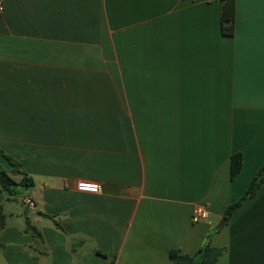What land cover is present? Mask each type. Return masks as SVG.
<instances>
[{
  "label": "crops",
  "instance_id": "0c3cea01",
  "mask_svg": "<svg viewBox=\"0 0 264 264\" xmlns=\"http://www.w3.org/2000/svg\"><path fill=\"white\" fill-rule=\"evenodd\" d=\"M0 1V149L35 181L0 189V264H264V185L217 229L264 166V0L232 37L221 0Z\"/></svg>",
  "mask_w": 264,
  "mask_h": 264
},
{
  "label": "trees",
  "instance_id": "16d2710c",
  "mask_svg": "<svg viewBox=\"0 0 264 264\" xmlns=\"http://www.w3.org/2000/svg\"><path fill=\"white\" fill-rule=\"evenodd\" d=\"M223 2V11L221 19V30L223 35L232 37L236 29V0H221ZM0 156L5 158L11 169H6L0 165V189L12 199L19 198L23 191L34 188L35 181L32 176L21 169V163L0 149ZM243 167V155L234 154L231 158V179L234 180L241 172ZM19 176L17 180L15 177ZM264 185V166L257 172L252 179L249 188L245 194L234 204L230 205L224 218L229 221L234 212L241 207L248 199L254 198L261 187ZM52 218V217H51ZM56 226L62 230V227L56 223ZM6 227V215L0 211V249L3 248L1 233ZM25 232L36 234L41 233L31 225L29 219H26ZM225 249L211 246L210 242L203 245L195 255L182 254L179 250H172L169 254L173 264H217Z\"/></svg>",
  "mask_w": 264,
  "mask_h": 264
},
{
  "label": "built area",
  "instance_id": "2783aa9c",
  "mask_svg": "<svg viewBox=\"0 0 264 264\" xmlns=\"http://www.w3.org/2000/svg\"><path fill=\"white\" fill-rule=\"evenodd\" d=\"M4 10V5L0 1V11ZM77 190L84 193H91L97 194L101 192V186L98 182L95 181H79L77 183ZM25 204L29 209H35L36 203L30 198L24 200ZM209 218V211L208 209L203 206L199 205L196 207L193 213V222L199 223L200 221L207 220Z\"/></svg>",
  "mask_w": 264,
  "mask_h": 264
},
{
  "label": "rangeland",
  "instance_id": "374dc122",
  "mask_svg": "<svg viewBox=\"0 0 264 264\" xmlns=\"http://www.w3.org/2000/svg\"><path fill=\"white\" fill-rule=\"evenodd\" d=\"M15 205H20V204H19L18 202H16ZM21 212H22V214H23V213L25 214V213H26V208L22 206V208H21ZM222 220H223V219H222ZM222 220L218 222L217 226L222 222Z\"/></svg>",
  "mask_w": 264,
  "mask_h": 264
},
{
  "label": "water",
  "instance_id": "95a60500",
  "mask_svg": "<svg viewBox=\"0 0 264 264\" xmlns=\"http://www.w3.org/2000/svg\"><path fill=\"white\" fill-rule=\"evenodd\" d=\"M227 223V219H223L222 222L217 226V229H221Z\"/></svg>",
  "mask_w": 264,
  "mask_h": 264
}]
</instances>
